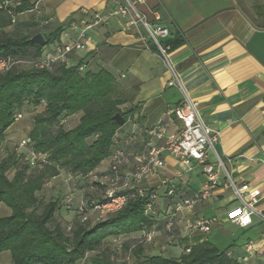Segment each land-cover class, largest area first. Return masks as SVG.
I'll list each match as a JSON object with an SVG mask.
<instances>
[{
  "label": "crops",
  "instance_id": "obj_1",
  "mask_svg": "<svg viewBox=\"0 0 264 264\" xmlns=\"http://www.w3.org/2000/svg\"><path fill=\"white\" fill-rule=\"evenodd\" d=\"M129 1L148 20L152 13H158L160 24L169 29L170 37L163 43L171 47L176 44L170 59L183 90L198 103L202 122L218 133L215 150L226 171L238 183L260 192L263 198L256 208L264 212V0ZM121 3L122 0H24L25 10L17 15V22L34 25L39 33L46 34L49 42L43 53L56 44L72 41L76 36L73 26L90 23L96 16H108ZM86 36L84 49L71 55L69 64L83 62L86 71L104 70L132 92L134 112L116 134L126 136L132 130L144 131L157 125L177 131L180 124L171 111L181 103L183 95L177 87L167 85L170 76L145 32L129 27L125 18L111 17ZM141 138L144 137L140 136L130 148L120 147L125 153H141ZM209 160L214 162L213 157ZM108 169L109 158L89 174L96 176L101 186L109 175ZM66 175L69 180L82 178ZM88 175L83 179L92 177ZM203 180L201 168L187 173L174 158L165 156L164 167L144 182L158 194L153 213L147 216L151 227L113 241L122 240L132 250L139 247L142 257L172 259H177L186 247L209 242L238 262L248 259L249 264H264L258 258L264 247V221L252 215L251 224L245 228L232 224L227 212L237 204L231 191L221 186L209 200L179 215L183 220L210 221L209 232H189L175 218L172 231L165 233L167 215L178 198L165 197L161 183L170 181L180 198H188L199 191ZM102 191L103 187L99 193L93 191L90 198L100 199ZM0 210V218L11 213L2 204ZM151 231L153 240L140 243L144 233ZM249 243L254 245L255 253L246 251ZM0 264H12L9 252L0 254Z\"/></svg>",
  "mask_w": 264,
  "mask_h": 264
},
{
  "label": "trees",
  "instance_id": "obj_2",
  "mask_svg": "<svg viewBox=\"0 0 264 264\" xmlns=\"http://www.w3.org/2000/svg\"><path fill=\"white\" fill-rule=\"evenodd\" d=\"M23 1L16 18L25 10ZM34 28L16 20L12 23L0 11V61L40 59L49 40L43 47L30 43L39 33ZM83 65H62L52 71L32 67L18 71L15 67L0 74V140H4L14 116L25 105L38 107L45 102L42 114L33 119L29 139L31 149L47 155L51 163L30 169L25 162L18 164L13 155L0 163V205L11 212L0 218V254L9 252L12 264H79L90 253L96 254L87 264H114L107 253L98 251L102 243L148 230L152 225L144 214L146 200L138 198L94 225L83 224L75 208L78 221L67 234L55 222L62 207L59 200L43 203L38 199L47 181L56 177L59 170L71 176H87L109 158L113 138L123 126L113 123L112 117L120 114L125 124L134 112L133 108L121 110L128 103L121 82L104 70L80 72ZM75 116L79 117L73 128L61 127ZM10 170L15 171L8 178L6 173ZM129 251L135 264H241L209 242L186 247L177 259L142 257L139 247H129Z\"/></svg>",
  "mask_w": 264,
  "mask_h": 264
},
{
  "label": "built area",
  "instance_id": "obj_3",
  "mask_svg": "<svg viewBox=\"0 0 264 264\" xmlns=\"http://www.w3.org/2000/svg\"><path fill=\"white\" fill-rule=\"evenodd\" d=\"M21 2L22 0H0V11L9 16L13 23ZM111 17L125 18L129 27L141 28L154 46L161 63L170 76L167 85L177 87L183 95L181 103L171 111L174 119L180 124V128L172 132L163 125H157L144 131L132 130L126 136L115 134L112 141L113 150L109 156V175L106 177L105 183H100L103 187L100 199L83 200L77 205L81 222L83 224L89 221L94 224L102 222L107 217L120 212L129 200L138 198L146 200L144 214L148 216L153 213L158 194L147 188L144 182L155 171L164 167L165 156L174 158L184 172H191L195 167L201 168L204 177L199 191L188 198H180L177 188L170 181L161 183L165 197L178 198L173 211L167 215L165 233L172 231L175 218L177 223H184L185 229L189 232H209L210 221L206 219L183 220L179 218V215L183 210H192L197 204L209 200L213 196L214 190L219 186L230 190L237 204L227 212V219L232 224L245 228L251 224L252 215H257L264 221V212H260L256 208L263 198L260 192L247 184L238 183L226 171L215 150L219 139L218 133L202 122L199 117L198 103L192 101L183 90L178 72L170 59L172 47L163 43L169 39L170 31L160 24L158 13H152L151 20H148L145 15L137 12L133 3L129 0H122V3L108 16H96L90 23L73 26L76 36L72 41L56 44L51 50L43 52L41 58L36 61L31 62L19 58L1 60L0 74L19 66L47 71H52L57 66H68L70 56L84 49L87 33ZM79 71L83 72L84 66L80 67ZM41 105L45 108V102H42ZM21 118L22 114H17L13 120L17 122ZM62 123L63 121L60 122V124ZM140 136L144 137L141 138L143 139L142 152L138 154L125 153L122 147L134 146ZM30 145V139L23 140L20 144V148H28L24 160L30 169L51 164L47 155L35 153ZM210 157H213L214 162H210ZM127 166L129 168H123ZM93 177L97 179L96 176ZM67 200V203H70V200ZM153 236L152 231L146 232L140 242L150 243ZM262 242L264 245V235ZM246 251L248 253L256 252L252 243L246 245ZM258 256L259 260L264 263V247ZM247 260L243 259L240 263L249 264Z\"/></svg>",
  "mask_w": 264,
  "mask_h": 264
},
{
  "label": "rangeland",
  "instance_id": "obj_4",
  "mask_svg": "<svg viewBox=\"0 0 264 264\" xmlns=\"http://www.w3.org/2000/svg\"><path fill=\"white\" fill-rule=\"evenodd\" d=\"M18 17L15 18L17 21ZM8 30H11L9 28ZM47 39L46 34L38 33ZM18 71H27L30 70L28 66H19L17 67ZM123 93L128 100V103L124 105L121 110L127 112L132 108L131 102V90L122 83ZM44 107L42 105L34 107L31 105H25L17 114H22V118L17 122L13 120V124L7 129L4 134V140H0V163L7 156L13 155L18 159V164H23L25 162V154L28 152L27 147L20 148V144L23 140L29 139V134L32 131L33 119L35 116L42 114ZM79 116L68 119L61 127L65 130L73 128L78 120ZM15 170H10L6 173L8 178H11ZM67 173L64 170H59V176H56L53 179L47 181L46 185L43 187V190L38 194V199L46 203L50 200H59L62 209L57 214L55 222H57L60 228L64 233H70L71 229L76 225L78 221L75 208H77L78 203L83 200H89L92 196L93 191L101 192L102 187L99 186L98 178L87 177L86 179H68ZM67 199L70 200V203H67ZM70 208L67 210L66 208ZM0 215L3 213L0 210ZM54 222V224H55ZM123 245V241L115 240L113 238L108 239L102 243L99 252L107 253L114 264H135L133 256L129 251V247ZM96 253L87 254L84 260L79 264H87Z\"/></svg>",
  "mask_w": 264,
  "mask_h": 264
},
{
  "label": "water",
  "instance_id": "obj_5",
  "mask_svg": "<svg viewBox=\"0 0 264 264\" xmlns=\"http://www.w3.org/2000/svg\"><path fill=\"white\" fill-rule=\"evenodd\" d=\"M29 41L30 43L40 46V47H43L46 44V41L44 40L41 34L34 35ZM111 120L113 123H115L118 126L124 125V122H125L124 118L118 113L115 114Z\"/></svg>",
  "mask_w": 264,
  "mask_h": 264
}]
</instances>
